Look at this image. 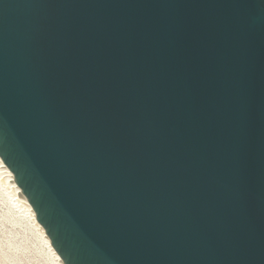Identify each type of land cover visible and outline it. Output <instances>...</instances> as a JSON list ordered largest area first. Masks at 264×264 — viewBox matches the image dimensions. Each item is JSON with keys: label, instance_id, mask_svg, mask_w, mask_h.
I'll list each match as a JSON object with an SVG mask.
<instances>
[{"label": "water", "instance_id": "95a60500", "mask_svg": "<svg viewBox=\"0 0 264 264\" xmlns=\"http://www.w3.org/2000/svg\"><path fill=\"white\" fill-rule=\"evenodd\" d=\"M0 158L64 264H264V0H0Z\"/></svg>", "mask_w": 264, "mask_h": 264}, {"label": "bare ground", "instance_id": "6f19581e", "mask_svg": "<svg viewBox=\"0 0 264 264\" xmlns=\"http://www.w3.org/2000/svg\"><path fill=\"white\" fill-rule=\"evenodd\" d=\"M0 264H64L1 158Z\"/></svg>", "mask_w": 264, "mask_h": 264}]
</instances>
